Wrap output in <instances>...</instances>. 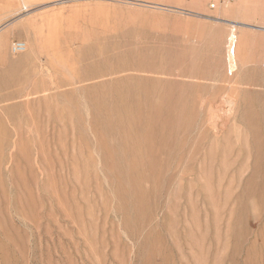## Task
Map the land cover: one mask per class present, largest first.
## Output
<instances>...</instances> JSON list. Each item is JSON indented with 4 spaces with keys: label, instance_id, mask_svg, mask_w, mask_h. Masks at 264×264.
Returning a JSON list of instances; mask_svg holds the SVG:
<instances>
[{
    "label": "rangeland",
    "instance_id": "1",
    "mask_svg": "<svg viewBox=\"0 0 264 264\" xmlns=\"http://www.w3.org/2000/svg\"><path fill=\"white\" fill-rule=\"evenodd\" d=\"M0 19V264H264V0Z\"/></svg>",
    "mask_w": 264,
    "mask_h": 264
},
{
    "label": "bare ground",
    "instance_id": "2",
    "mask_svg": "<svg viewBox=\"0 0 264 264\" xmlns=\"http://www.w3.org/2000/svg\"><path fill=\"white\" fill-rule=\"evenodd\" d=\"M137 5H138V3H137ZM22 8L26 9L27 5L23 4ZM158 8L160 10L176 11V9L169 8L166 5H159ZM228 26H229V30H228V36H227V42H226V51H225L224 61H225V64L227 66L226 69H227L228 73L230 75H232V73L237 70V62H236L237 42H238V36L236 34V32H237V23L229 22ZM0 30H2L1 26H0ZM26 50L27 49H25L24 52H26Z\"/></svg>",
    "mask_w": 264,
    "mask_h": 264
},
{
    "label": "built area",
    "instance_id": "3",
    "mask_svg": "<svg viewBox=\"0 0 264 264\" xmlns=\"http://www.w3.org/2000/svg\"><path fill=\"white\" fill-rule=\"evenodd\" d=\"M25 49H26L25 43L22 41L14 42L11 45V52L13 54H21L25 51Z\"/></svg>",
    "mask_w": 264,
    "mask_h": 264
}]
</instances>
